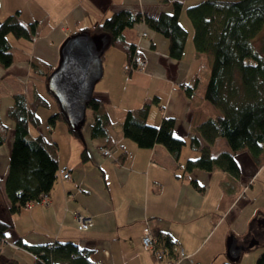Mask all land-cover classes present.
I'll return each mask as SVG.
<instances>
[{
    "label": "crops",
    "instance_id": "crops-1",
    "mask_svg": "<svg viewBox=\"0 0 264 264\" xmlns=\"http://www.w3.org/2000/svg\"><path fill=\"white\" fill-rule=\"evenodd\" d=\"M173 1L176 0H0V20L18 11L23 22L37 23L31 40L8 35L13 61L7 67L0 65V123L5 126V138L0 143V217L11 220L13 225L0 236V264H33L32 254L17 245L16 239L29 244L71 240L86 249L89 260L101 264H170L168 258L155 259L142 245L145 225L154 234L168 233L177 242L179 254L172 259L173 264H223L228 260L224 254L230 233L239 243L247 244L244 239L248 229H244L250 216L241 212L252 199L245 187L253 180H234L219 170L183 172L185 158L196 154L188 144L176 161L162 144L142 147L121 132L126 110L139 108L154 96L158 102L150 104L146 123L157 126L163 115L173 116V132L185 140L201 120L217 113L203 99L204 78L194 97L181 87L182 83H191L201 66V57L195 54L191 42V26L183 13L179 22L188 35L179 59L168 55L167 38L142 22L125 31L143 59L140 70L124 71L125 55L115 48L112 49L118 53L103 55L102 75L95 83L93 96L101 100L112 118L109 156L100 152V147H106L105 138H91L89 127H81L78 136L69 133L60 120L47 127V116L57 106L46 95L43 77L32 70L31 58L37 56L56 65L58 48L67 35L78 31L95 34V24L122 8L153 16L171 12ZM178 1L186 6L196 0ZM141 31L148 35L140 36ZM18 92L24 93L28 101L34 94L48 100L47 107L37 108L39 123L29 125V134H42L57 145L58 167L68 172L69 178L56 179L48 205L28 203L19 212L8 214L3 182L14 122L6 116V110ZM217 142L219 148L215 147ZM84 148L89 153L86 161L80 159ZM211 148L219 151L226 145L216 138ZM191 179L202 189L195 188ZM233 185L236 191L227 190ZM73 211L91 217V225L78 229Z\"/></svg>",
    "mask_w": 264,
    "mask_h": 264
},
{
    "label": "trees",
    "instance_id": "trees-1",
    "mask_svg": "<svg viewBox=\"0 0 264 264\" xmlns=\"http://www.w3.org/2000/svg\"><path fill=\"white\" fill-rule=\"evenodd\" d=\"M182 13L191 26V42L195 54L201 57V66L194 73L191 83H182L181 87L187 95L194 97L204 78L203 99L214 106L217 113L201 120L185 140L174 134L173 116L163 115L157 126L146 123L150 104L158 102V97L154 96L151 102L126 110L121 121L122 135L142 147H149L153 143L162 144L176 161L183 146L188 144L196 154L185 158L181 166L183 172L219 170L234 180L246 178V181H252L255 169L264 165V0H196L186 6L176 0L173 1L171 12L162 11L156 16L122 8L95 24L92 30L95 34L106 33L109 36L107 48L121 50L126 63H131L140 58L135 42L126 38L125 31L142 22L167 38L168 55L179 59L188 35L179 22ZM36 28V21L20 20L18 11L0 20L1 66L7 67L13 61L8 35L31 40ZM30 63L32 70L43 77L45 84L47 75L55 65L37 56L32 57ZM12 97L6 116L14 125L3 182L8 214L19 212L28 203L48 196L56 179L62 178L60 170L66 172L58 167L57 145L42 134L33 137L29 134V125L36 126L39 123L37 108L47 107L48 100L40 94H34L32 100L28 101L22 92L14 93ZM86 109L91 112L89 135L91 138H105L106 147H100V151L104 149L110 155L107 146L113 143V137L108 133L112 118L95 96L90 98ZM59 120L65 123L69 133L80 135L81 127L77 131L71 129L57 106V110L47 116V127ZM219 137L224 139L226 148L214 154L211 147ZM4 138L5 126L0 123V143ZM238 154L242 155L245 166L249 167L246 176L237 160ZM80 159H89L86 148L82 149ZM66 173V178H69V173ZM190 182L195 188L202 189L195 179ZM232 189L236 191L234 185L227 188ZM12 227L11 220L0 217V236H4ZM153 236L155 240L150 251L155 259L159 260L158 251L162 253V259L178 256V244L171 235L153 233ZM15 242L35 255L33 264H101L89 260L86 249L71 240L29 244L16 239ZM8 263L15 264L14 261ZM223 264L234 263L227 260ZM254 264H264V250Z\"/></svg>",
    "mask_w": 264,
    "mask_h": 264
},
{
    "label": "water",
    "instance_id": "water-1",
    "mask_svg": "<svg viewBox=\"0 0 264 264\" xmlns=\"http://www.w3.org/2000/svg\"><path fill=\"white\" fill-rule=\"evenodd\" d=\"M109 44L106 33L78 31L67 35L58 48L56 65L45 79V89L52 95L67 125L77 131L84 120L86 106L93 96L95 83L102 75V53ZM264 228V218L258 220ZM257 242L239 243L235 234L226 238V257L236 262L241 251Z\"/></svg>",
    "mask_w": 264,
    "mask_h": 264
},
{
    "label": "rangeland",
    "instance_id": "rangeland-1",
    "mask_svg": "<svg viewBox=\"0 0 264 264\" xmlns=\"http://www.w3.org/2000/svg\"><path fill=\"white\" fill-rule=\"evenodd\" d=\"M9 35L12 36L11 34H9ZM147 35L148 34H146V36ZM112 48H114V47L106 48L103 51L102 54L105 56V55H108L110 51H112L113 53H115L116 50L122 52L121 50H119L117 48H115L116 50H114ZM116 53H118V52H116ZM109 56L111 57V54ZM107 60H108V58H107ZM138 70H140V69H138ZM44 86H45V84H44ZM46 95L48 96L49 94L46 92ZM48 97L55 104V101L53 100V98L50 95ZM211 107H214V106L211 105ZM90 115H91L90 110L89 109H86L85 110L84 120H83V123H82L81 127H85V128H88L89 127V124L91 122L90 121L91 120V116ZM217 139H219V141H220L221 144L222 143H225V141H224V139L222 137H219ZM215 147L216 148H219V142L216 143V146ZM220 150H221V148H220ZM219 151H214L212 149V152L214 154L216 152H219ZM100 152L103 155H109L108 153H105L104 149L101 150ZM236 156L239 158L238 159L236 157L237 160H238V162L240 161L241 168L243 170V175L246 176V171H248L249 167H247V166L245 167V164H244V161H243V157H242L241 154H238ZM242 179L244 181H246V178H242ZM251 180H253L252 181L253 184L252 185H249V184L247 185L246 184L247 186L245 187V189L248 188V190L246 192L247 196L249 197V199L252 198L250 200V202H249L251 204L248 203V208L247 209H244L241 212V215H244V213H247L248 212V215L246 217L248 218L250 216L249 219H248L249 224L247 225L246 229H244V230H247L248 229L246 231L247 236H245L244 241L246 240L247 242H249L252 239L251 233H253V239H256L257 242L254 245H252L251 247H247L245 250L241 251L240 257L236 261L239 264H254L257 256L264 250V228H263V226L261 224L258 223V220L259 219L264 218V210H262L264 208V165H261L259 168L255 169V171L253 172V175H252ZM30 203H35L37 205H45L46 206V205L49 204V195L46 196V197L43 196L41 199H39V201H33V202H30ZM260 207H263V208L260 209ZM75 222H76V220H75ZM76 227H77V222H76ZM222 229L223 228H221L220 230L222 231ZM211 241H212V239H210L209 244L211 243ZM24 250H26V249H24ZM32 257H33V259H35V255L32 254ZM224 258H226V253L224 254ZM169 260H170V264H173V260H176V258H174L173 260L170 259V258H168V261ZM236 262H234V264Z\"/></svg>",
    "mask_w": 264,
    "mask_h": 264
},
{
    "label": "built area",
    "instance_id": "built-area-1",
    "mask_svg": "<svg viewBox=\"0 0 264 264\" xmlns=\"http://www.w3.org/2000/svg\"><path fill=\"white\" fill-rule=\"evenodd\" d=\"M147 32L146 31H141L140 35L141 36H146ZM143 60L140 59H136L133 62H129L124 64L123 69L125 71L127 70H132V69H141L143 66ZM105 153H108L106 150H104ZM62 172V178H66L68 177V174L66 172H63V170H60ZM46 197V196H45ZM73 217L75 218L76 222H77V227L78 229H86L88 228L91 223H92V219L89 216H84L81 213H79L78 211H73ZM154 236H153V232L151 230V228L148 225H145L142 229V235H141V243L144 247L148 248V249H152L153 247V242H154ZM157 258L162 259V253L161 252H157Z\"/></svg>",
    "mask_w": 264,
    "mask_h": 264
}]
</instances>
